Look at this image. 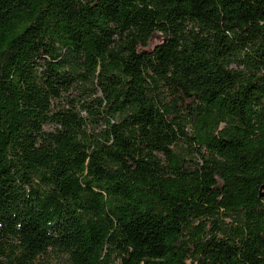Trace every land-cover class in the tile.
Listing matches in <instances>:
<instances>
[{"label": "trees", "instance_id": "trees-1", "mask_svg": "<svg viewBox=\"0 0 264 264\" xmlns=\"http://www.w3.org/2000/svg\"><path fill=\"white\" fill-rule=\"evenodd\" d=\"M51 252L264 264V0H0V264Z\"/></svg>", "mask_w": 264, "mask_h": 264}, {"label": "rangeland", "instance_id": "rangeland-1", "mask_svg": "<svg viewBox=\"0 0 264 264\" xmlns=\"http://www.w3.org/2000/svg\"><path fill=\"white\" fill-rule=\"evenodd\" d=\"M162 40H163V34L160 32L155 33L151 38V40L149 41V45L147 49H153L156 45L160 44ZM231 68L242 69L243 65L241 64L240 61L237 60V61H233V63L231 64ZM46 128L51 129L52 126L48 125ZM188 131L190 134L192 133L191 128H189ZM180 145L186 147V149H190V147L184 142L181 143ZM178 149H180V147H178ZM41 260L48 264H61L64 262V259L62 257L57 256V254H55L54 252H51L48 255L44 256Z\"/></svg>", "mask_w": 264, "mask_h": 264}]
</instances>
